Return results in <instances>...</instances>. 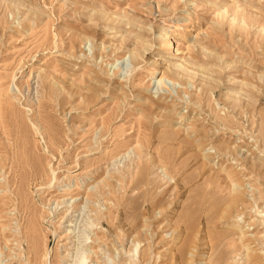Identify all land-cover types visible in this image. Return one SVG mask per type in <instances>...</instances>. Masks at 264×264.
Instances as JSON below:
<instances>
[{
  "label": "rangeland",
  "instance_id": "rangeland-1",
  "mask_svg": "<svg viewBox=\"0 0 264 264\" xmlns=\"http://www.w3.org/2000/svg\"><path fill=\"white\" fill-rule=\"evenodd\" d=\"M253 255L264 0H0V264Z\"/></svg>",
  "mask_w": 264,
  "mask_h": 264
},
{
  "label": "bare ground",
  "instance_id": "bare-ground-1",
  "mask_svg": "<svg viewBox=\"0 0 264 264\" xmlns=\"http://www.w3.org/2000/svg\"><path fill=\"white\" fill-rule=\"evenodd\" d=\"M147 48V47H146ZM138 52V51H137ZM139 54V53H138ZM133 55H135V54H133ZM137 56V55H136ZM141 56V55H140ZM155 61V60H154ZM171 64H167L166 65V72H171V73H175V75H176V73L177 74H179V75H182L183 74V71H185V72H187L188 71V69H186L184 66H181V65H179V64H174L173 62H170ZM174 69H176L175 71H174ZM165 72V74H164V76H162L161 77V80H165L166 78H167V76H166V73ZM189 73V72H188ZM169 74V73H168ZM174 75V74H173ZM54 89H55V87H54ZM82 89V88H81ZM56 90V89H55ZM81 92V91H80ZM78 93H79V91H78ZM83 94V93H82ZM86 94H88V93H86ZM85 95V94H84ZM94 95V94H93ZM83 96V95H82ZM88 96H89V94H88ZM83 98V97H82ZM85 98H86V95H85ZM84 101V100H83ZM82 101V102H83ZM39 127V126H38ZM37 127V128H38ZM39 129V128H38ZM171 134V138L173 139L174 137L176 138V136H177V132L176 131H169ZM171 138H169V139H171ZM235 189V188H234ZM237 192H238V190H237ZM240 194L242 195V193L240 192ZM239 198H240V196L237 194L236 195V193H235V195L229 200V201H227L226 202V204H224L223 206H220V207H218V208H215V210H214V212L210 209V211H212V217L214 218V219H216V217H217V219H218V217L219 218H225V219H227L228 220V218L233 214L234 215V209H235V206H236V204L238 203L239 204ZM154 199V198H153ZM153 199H151V200H153ZM150 200V201H151ZM241 202V201H240ZM150 203V202H149ZM60 205V204H59ZM153 205H156L155 203H154V201H152L151 202V205H150V208L151 207H153ZM237 208V207H236ZM51 211V210H50ZM54 211V210H53ZM207 213V212H206ZM210 214V213H209ZM207 216V215H206ZM210 216V215H209ZM208 216V217H209ZM206 218V217H205ZM202 219V218H201ZM210 219H212V218H210ZM209 219V221H207V222H210L211 220ZM203 220V219H202ZM219 220V219H218ZM213 221V220H212ZM186 222V221H185ZM200 222H202L201 220H200ZM206 222V223H207ZM218 222V221H217ZM187 224V223H186ZM211 224V223H210ZM212 224H214V221H213V223ZM211 224V225H212ZM200 226V225H199ZM208 226V225H207ZM210 226V225H209ZM196 228V227H195ZM212 228V227H211ZM210 228V229H211ZM192 229V228H191ZM190 229V230H191ZM198 229H200V228H197V230ZM200 232V231H199ZM210 232V231H209ZM192 233V232H191ZM200 234V233H199ZM213 235H215L214 234V232H213ZM199 236V235H198ZM211 236H212V234H211ZM195 237V236H194ZM214 237V236H213ZM211 238V237H210ZM193 239V238H192ZM200 238H198V240H199ZM193 241H194V239H193ZM192 241V242H193ZM216 241V240H215ZM214 241V242H215ZM243 241H245V240H243ZM194 242H197L196 240L194 241ZM213 242V243H214ZM189 243V242H188ZM190 244H191V241H190ZM187 246V245H186ZM185 246V247H186ZM195 246V245H194ZM189 248H191L190 246H189ZM247 248H248V246H247ZM188 249V248H187ZM249 249V248H248ZM189 250V249H188ZM247 250V249H246ZM181 251V250H180ZM248 252V251H247ZM184 253H187V252H184ZM248 254V253H247ZM250 254V253H249ZM252 254V253H251ZM250 254V255H251ZM183 255V254H182ZM249 256V255H248ZM184 257V256H183ZM253 257H254V255H253ZM256 257V256H255ZM253 258V259H250V261H251V264H258V261H257V258ZM251 258V257H250ZM82 263V262H81ZM250 263V262H249Z\"/></svg>",
  "mask_w": 264,
  "mask_h": 264
}]
</instances>
